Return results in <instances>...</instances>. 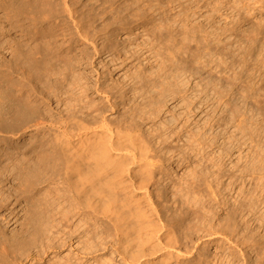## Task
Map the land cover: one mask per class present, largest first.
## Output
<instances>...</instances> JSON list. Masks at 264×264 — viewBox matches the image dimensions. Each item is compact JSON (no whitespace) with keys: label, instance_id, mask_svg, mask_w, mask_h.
<instances>
[{"label":"rangeland","instance_id":"obj_1","mask_svg":"<svg viewBox=\"0 0 264 264\" xmlns=\"http://www.w3.org/2000/svg\"><path fill=\"white\" fill-rule=\"evenodd\" d=\"M43 1L48 0H0V65L3 62L9 64L10 54L15 50L16 42L27 41L28 38L32 40L38 32L54 28L57 31V33L55 32L57 43L64 41V45L70 46L73 49L72 54L77 53L80 59L73 73L74 79L71 78L62 90V99L68 98L65 103H74L70 105V111L79 115L80 110L83 109L90 113L86 116V119L98 115L97 120L104 117L114 123L122 120H133L138 125V132L146 136L149 142L152 139L150 147L156 167L153 170V178L149 186V199L164 222L165 220L170 222V219L171 222L174 221V227L180 240L179 254L163 264H256L253 261L254 252H250L249 245L252 243L254 245L251 250L255 246L257 250L260 248L258 252L262 255L261 243L264 242V54L257 55L256 49L253 56L257 58V61H252L251 58L246 60L247 63L257 64L254 67L255 69L244 68V71L239 73L240 68L236 67L241 64L238 60L240 59L239 56L233 60L234 62L229 58L222 63L219 59L220 55L217 54L218 52L213 53V50L220 48L221 44L215 46V42L211 37L212 34L207 38L212 49L205 52L203 46L197 47L193 42L189 44V47H186L187 39L180 41L183 34L178 35L179 37L175 40L166 41L165 39L161 41L149 34L152 29L150 24H147L146 28L140 24L132 25L129 30L115 31L106 40V43L108 41L111 48H114L113 55H110V57L103 54L104 52H98L94 45L83 39L81 40L80 37L76 38L75 42L68 40L69 35L62 32L66 24V14L65 16L62 14L61 19L60 16L53 20L44 18L47 13L42 6ZM53 1L56 9L62 7L59 0ZM214 1L203 0L197 5L195 3H184L180 10L184 12L182 23L188 24V27L202 26L205 28V32L208 33L213 30L214 34L220 32L218 27L226 24L230 26L232 24L231 9L216 13V10L212 9ZM234 1L224 0L226 3L229 2L230 5ZM253 1L249 0V5ZM69 2L72 3V8L85 22L93 19L91 9L101 10V8H104L102 10L108 12L113 0H69ZM164 2L161 7L162 10L160 8L161 13L158 12L155 16L154 23L158 24L161 19L168 18V30L173 31L172 33L175 34V31L180 30L181 26L183 28L181 23L174 21L180 8L177 7L176 3ZM115 4L124 6L129 4V1L116 0ZM255 6L258 8L254 9ZM251 7L254 10H250V14L246 15L250 23L247 24L248 21L243 23L241 30H245L251 25L264 28V0L261 4L251 5ZM105 12L103 16H98V23L95 21V25L100 26L104 23L103 20H106V15L110 14V12ZM99 17L101 18L99 19ZM90 20L87 22L90 23L92 21ZM57 21L60 23H57ZM72 31H74L73 28ZM247 34L253 35L245 32L243 36L246 35L247 37ZM99 36L103 37L101 34ZM243 36L242 38H244ZM109 39L114 41L112 42ZM263 39L262 37L260 41L262 42ZM102 40L99 38L97 43L100 44ZM228 40L234 41L233 36L226 37L223 42H229ZM111 43H113V47ZM236 45V43H233L232 46L230 45L232 49H229L233 51ZM119 48L121 54L116 51ZM133 48L136 51L133 58L126 59L124 51L128 49L129 52H132ZM198 51L201 54L200 52L197 54ZM231 62L233 66H230ZM156 71H158L160 77L155 75ZM197 71L206 80L202 79L200 80L201 83L196 85L195 81L197 79L194 78L196 75H194V72ZM17 77L23 80L20 75H17ZM148 79H150V82H148ZM153 79L156 80V85L151 83L154 82ZM182 84H187V88L183 89ZM222 84L224 85L222 86ZM220 85L222 88H219ZM169 89L176 92L173 99L164 105L158 104V106L156 104L157 107L155 104H151L161 103L157 101L158 97L160 98L162 93L167 94ZM219 89H222V91ZM65 91L67 92L65 93ZM212 91L218 96L212 98L211 102L205 101L204 95L207 94L208 97H211V94H214ZM53 100L48 102L50 108L45 107V110H42L48 116L44 114L42 117L45 118L40 119V121H51L52 118H57L58 115L66 114L64 109L70 106H66L64 102ZM183 103L185 104L183 105ZM234 103L242 105L245 108L244 110L241 109L244 113L241 111V114L235 112ZM154 108L156 110H153ZM188 108L192 109L189 110ZM95 109H98L97 112L100 115L94 111ZM49 111L52 113L50 114ZM244 117L245 123L242 128H236L235 122L244 119ZM26 124L22 125L20 127L22 129L18 131H7L0 127V264H61L66 259L72 263L74 262L73 264H85V262L86 264H95V262L103 260H110L111 264L112 259L118 261L120 256V253H118L119 246H113L114 249L112 246L104 247L105 240L106 242L110 238L113 240L112 237H107L105 240L96 238V242H103L100 247L104 249H99L98 252L96 251L91 255L81 254L79 258L76 257V249L72 252L76 247L74 239L70 242V245L56 248L53 251L47 249L45 243L36 244L32 243V240L24 241L22 246H18L14 250L13 247L8 246L9 242L16 239L14 234L19 231L25 220L24 218L27 217L29 212L27 206L29 197H27V193L23 192V186L25 185L22 186L21 180L17 176L13 177L12 174L15 172V167H17L23 153H26L36 140H40L42 136H47L51 132L45 129H43L44 131L35 130L32 125L33 121H31V124L30 122ZM220 130V135H214ZM246 164L247 166H244ZM139 176L140 174L135 172L134 178L136 180ZM57 183H53L50 187H60L61 184ZM47 189L48 187H43L40 191L41 194L51 196L52 194L49 193L52 189H48L49 191ZM211 189L213 190L212 194L210 193ZM242 198L246 199L245 201L243 199L242 202L247 203L245 205H248L247 208H249L247 210L246 206L244 207L243 212L245 214L243 217H245L244 220L247 218L250 220L248 229H251L253 233L251 230L250 233L249 230L247 232L250 236L252 235L251 237L255 236L243 243L239 240V236L237 237L234 233H229L220 227L221 219L230 212L229 210L236 208ZM249 202L253 204V207ZM233 203L234 206H232ZM246 211H248V214ZM85 220L87 219L75 221V225L80 226L79 231H85V236L83 235L81 238L83 244L89 242L91 232L97 233L103 226L101 220H97V222L96 220H87L90 226L84 222ZM70 224L64 226L71 232L76 228ZM81 244L80 247L82 248L83 244ZM112 244H114L113 241ZM141 248L145 253L150 250L148 243L143 244ZM134 250L135 247H131L129 252L133 254ZM80 251L82 250L80 249ZM160 253V250H155L151 257L158 256ZM94 257L96 258L94 259Z\"/></svg>","mask_w":264,"mask_h":264},{"label":"bare ground","instance_id":"obj_2","mask_svg":"<svg viewBox=\"0 0 264 264\" xmlns=\"http://www.w3.org/2000/svg\"><path fill=\"white\" fill-rule=\"evenodd\" d=\"M59 1L62 4V7L59 8L60 10L58 8L56 9L53 0L42 2V6L46 9L47 13L44 18L53 20L60 16L61 19L63 17L62 14H64V16L66 14V24L64 23V31L62 32L69 35L68 40L75 42V39L80 37L81 40L83 39L84 41L94 45V47L98 49V52H104L103 54L106 56L113 55L114 48L112 49L110 44H108V41L106 43V40H108V38L111 37L115 31L129 30L132 28V25L140 24L143 27L150 24V28L152 29L149 31V34L151 36H155L156 39H160L161 41L165 39L166 41L175 40L179 37L178 35L183 34L180 41L182 39H187V43H185L186 47H189V44L193 42L197 47L203 46V48H205V52L212 49V47H210V43L208 42L209 40H207L208 36L212 34L211 37L215 42V46L221 44V47L219 46L220 48L216 49L215 47L216 50H213V53L218 52L217 54L220 55L219 59L222 63L229 58L232 62H234L233 60L239 56L240 59L238 60L241 64H238L237 66L235 65L240 68L239 73L243 72L244 68L255 69L254 67L257 64L247 63L246 60L247 58H251L252 61H257V58L253 56L256 49L257 55L264 54V39L262 42L260 41L262 37L264 38V28L262 29L261 26L256 27V25H251L249 28L241 30V25L243 23L247 21V24L250 23L246 15L250 14V10L253 9L251 5L261 4L263 0H254L251 5L248 3L249 0H235L231 5L229 2H224V0H215L212 4V9L216 10V13H220L222 10L226 9H231L232 12V24L230 26L226 24L218 27L220 32L217 34H214L213 30L212 32H205L206 30L202 26L195 25L188 27V24L186 25L185 23H182L184 12L180 10L184 3H195V5H197L203 0H164L168 3H176L177 7L180 8L175 16L177 21H174L179 22V24L181 23L183 28L181 26L180 30L182 31L177 30L175 31V34L172 33L173 31L170 32L168 30V18L161 19L158 24L154 23L156 20L155 16L158 12L161 13L160 8L163 5V0V2L161 0H126L129 1V4H125L124 6L115 4L116 0H113L111 6L108 8V12H110V14L106 11L108 16L106 15V20H103L104 23L100 26L98 24L95 25L94 23L95 21L97 22L99 15H104L105 10H102L104 8H101V10H94V8L91 9L93 19H91L92 21L89 19L91 22L88 23L87 21L89 20L84 22L82 17H79L76 10L72 8V3L69 2V0H62V2L61 0ZM256 8L258 7L255 6L254 9ZM44 18L42 17V19ZM100 18L101 17H99V19ZM68 21L70 24H68ZM57 23L60 22L57 21ZM72 28L74 31H72ZM55 32L57 33L54 28L46 29L38 32L37 36L32 40L28 38L29 40L27 41L21 40V42L19 41L20 43L16 42L15 44L17 45L14 48L15 50H13L10 54L9 64L3 62L0 65V127L7 131H18L22 129H20L22 125L25 123L28 124V122L31 124V121H33L32 125L35 130L44 131L43 129H45L47 131L49 130L48 132L51 131L47 134V136L41 135L42 137L40 140H36L33 144L31 143V148L26 153H23L17 167H15V172L12 174L13 177L17 176L18 179L21 180L23 183L21 184L22 186L25 185L23 186V192L27 193V197H29V202L27 203L29 212L27 217L24 218L25 220L19 231L14 234L16 239L13 238L14 240L9 242L8 246L13 247L14 250V248L22 246L24 241L32 240V243L34 242L36 244L45 243L46 248L52 249L53 251L56 248H63V246H67L68 244L70 245V242L74 239L76 247L72 250V252L76 249L75 254L76 257L79 258V255L81 254L91 255L99 249H104L103 247H100L103 242H96V238L105 240L107 237H112L113 240H111V238L107 242L105 240L104 247L119 246L118 253H120V256L118 261L112 259L111 264H163L168 259L172 257L174 258L179 254L180 240L174 227V221L171 222L170 219V222H168L169 220H165L164 222L163 218H161L159 213H157L155 206L151 204L149 199V186L153 178V170L156 167L153 159L154 155L152 154L153 152L150 147L152 139H149V142L146 136L139 133L137 130L138 125L133 120H122L118 123H114L104 117L97 120L96 117L98 115L94 117L91 116L90 119H86V116L90 115L89 112L81 109L80 114L78 115L75 112L70 111V105L74 103H65V100H68V98L65 97L62 99V90L71 78L74 79L75 76L73 77V73L80 59L78 58L77 53L74 52L75 54H72L73 49H71L70 46L64 45V41L57 43L55 40ZM245 32L252 33L253 35L247 34V37L246 35L243 36ZM100 34L103 35V37H100ZM231 36H233L234 41L228 40L229 42H223V39L225 40L226 37L230 38ZM242 36L245 39L242 38ZM99 38L103 39L100 44L97 43L99 42ZM233 43H236L237 45L232 51L231 46ZM258 43H260L259 47ZM111 45L112 47L114 46L113 43H111ZM134 48L132 52H129L128 49L124 51L126 59L133 58L136 53ZM116 51L121 54L120 48L116 49ZM200 51H198L197 54ZM234 52L237 53L234 55ZM232 62L230 63V66H233ZM199 71L194 72V75H197L194 77L197 79V81H195L196 85L201 83L200 80H206V78L201 77ZM155 73L156 76H159L158 71ZM17 75H20L24 81L18 78ZM153 81L154 82L151 83L156 85V80L153 79ZM207 81L204 82L206 83ZM148 82H150V79H148ZM223 85L224 84H222V86ZM187 86V84L183 85V89H186ZM222 86L220 85L219 88H222ZM220 91H222V89ZM66 92L67 91H65V93ZM127 93L126 95H128ZM213 93L214 94H211V97H208V95L205 94L204 100L209 102L212 98H216L217 94L215 92ZM175 94L176 92L169 89L167 94L162 93L160 98L157 96V101L161 103L151 104L164 105L169 100L173 99ZM155 95L157 94L155 93ZM194 96L195 95L193 93V97ZM186 99H188V97H186ZM52 100L55 102H64L66 106L70 107L64 109L66 110L65 115H58L56 116L57 118H52L51 121L47 122H45L46 120L40 121V119L45 118L42 117L46 114L43 111L45 110V107L50 106V103L48 102ZM185 103H183V105ZM238 104L234 103V110L235 112L241 114L240 111L243 112L242 110L245 108ZM83 106L85 107L86 105ZM198 107L196 108L198 109ZM97 110L98 109H95L94 111L98 113ZM153 110H156V108ZM49 113L51 114L52 112L49 111ZM98 114L100 115V113ZM195 116L197 117V115ZM244 121L245 117L244 119L242 118V120H238V122L236 121V128H242V125L245 123ZM221 130L217 134L212 133L214 135H220ZM244 166H247V164ZM135 172L140 174L137 180L134 178ZM247 172L249 171L247 170ZM56 182H58L57 184H61V186L51 188L50 185ZM1 183L3 182L1 181ZM54 186L56 185L54 184ZM43 187L52 189L49 193L52 195H42L40 191ZM210 193H213L212 189ZM243 199L244 198L241 199L238 206L236 205V208L229 210L230 212L225 214L220 221V227L229 233H234L237 237L239 236V240H241L242 243L255 237H251L252 235L250 236L247 232L249 230L250 220L248 218L244 220L245 217L243 216L245 212H243V210L246 206L245 204L247 203L244 204L242 202ZM245 200L246 199L243 201ZM252 205L253 204H251V206ZM232 206H234V203ZM247 206L245 208H247ZM247 210H249V208H247ZM246 213L248 214V211H246ZM84 218L87 220H96V222L97 220H101V223L103 224L101 229L97 227L100 229V231L98 230L99 232L94 233L90 231L91 235L88 239L89 242H84L85 244L81 241L82 236H85V231H79L78 228L80 226L77 224L75 225V221H81ZM87 220L84 222L90 226V223ZM67 224L73 225L76 229L71 230L70 232V230L66 229L64 226ZM104 234L105 236H103ZM112 241L114 244H112ZM81 243L83 244L82 248L80 247ZM145 243H148L150 247L148 253H145L143 248H141V246ZM253 246V243L249 245L250 252H254L253 261H255L256 264H264V242L263 244L261 243L262 251H260L262 252V255L258 252L260 248L258 250L255 249L256 246L253 250H251ZM131 247H135L133 254L129 252ZM80 249L82 251H80ZM155 250H160L161 253L158 256L151 257ZM95 258L96 257H94V259ZM11 262L13 263V261ZM73 263L66 259L63 264ZM96 263L110 264V260L97 261L95 264Z\"/></svg>","mask_w":264,"mask_h":264}]
</instances>
